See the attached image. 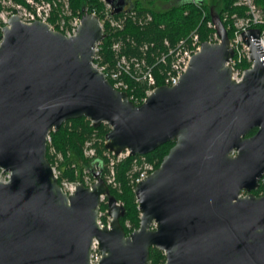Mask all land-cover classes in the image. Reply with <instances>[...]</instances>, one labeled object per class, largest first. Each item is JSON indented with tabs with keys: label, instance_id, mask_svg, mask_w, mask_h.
<instances>
[{
	"label": "water",
	"instance_id": "95a60500",
	"mask_svg": "<svg viewBox=\"0 0 264 264\" xmlns=\"http://www.w3.org/2000/svg\"><path fill=\"white\" fill-rule=\"evenodd\" d=\"M119 14L125 0H106ZM218 42H202L179 82L140 105L94 66L106 37L82 10L72 37L14 15L0 43V264H264V54L259 29L242 33L252 66L241 80L227 65L234 50L217 14ZM85 118L109 127L104 148L146 156L174 142L160 166L136 183L139 228L126 235L101 172L91 187L64 194L47 159V137ZM256 132L248 136L249 132ZM245 193V194H243ZM107 198L109 226L97 223Z\"/></svg>",
	"mask_w": 264,
	"mask_h": 264
},
{
	"label": "trees",
	"instance_id": "16d2710c",
	"mask_svg": "<svg viewBox=\"0 0 264 264\" xmlns=\"http://www.w3.org/2000/svg\"><path fill=\"white\" fill-rule=\"evenodd\" d=\"M154 0H149L146 4L137 2L134 6L138 17H142L143 12L150 11L152 15L151 23H142L141 20L131 22L128 20L124 23L122 30H112L104 26L106 37L98 45L96 56L98 60L94 63L106 65L108 69H112L115 63V52L112 45L119 44L122 54L127 58L144 59L148 66L153 69L156 78V85L161 86L162 80L159 72L164 71L165 66L160 62V57L167 52L165 42L173 46L179 40L187 38L190 32L197 30L201 42L208 41V36L214 32L213 29L207 27V23L211 21V13L217 14L227 30L229 39L233 38V30L228 28L229 24L224 20V16L237 15L245 16V8L235 5L237 0H160L162 3H171L172 6L165 11H153ZM156 1V0H155ZM260 8H264V0H255ZM70 7L73 12H82L86 9L89 13L94 12L98 18H101L103 4L100 0H70ZM150 7V8H149ZM202 12L205 17H202ZM250 64L246 61L240 66L247 69ZM128 96H142L145 86L143 83L135 82L129 79ZM109 131L106 124H102L95 128L91 122L85 118L74 119L65 122L59 130L49 134L50 143L47 145V159L55 167V158L59 154L61 160L57 161V169L60 173L58 176L59 184L62 180L80 181L82 172L89 170L94 173V168L101 172L104 176L108 172V151L104 148V137ZM256 129L249 132L248 136L253 135ZM92 143V148L96 154L91 157H85L83 150L85 144ZM174 142H168L160 146L154 152L144 156L148 161L154 163V169H157L163 157L168 153ZM140 156H128L124 160L114 165L113 169L116 173V179L120 183V192L112 188L110 193L116 200L123 203L126 210L125 218L120 220L126 235L139 228V210L134 195V183H131L130 176L132 174L133 160H139ZM264 180V176L263 179ZM264 192V184H260L259 188L253 192L259 196ZM130 223V228L125 222ZM165 256L162 251L156 248L150 249L148 264H164Z\"/></svg>",
	"mask_w": 264,
	"mask_h": 264
},
{
	"label": "built area",
	"instance_id": "2783aa9c",
	"mask_svg": "<svg viewBox=\"0 0 264 264\" xmlns=\"http://www.w3.org/2000/svg\"><path fill=\"white\" fill-rule=\"evenodd\" d=\"M21 1V2H20ZM67 0H0V9L6 10L4 13L5 16V24L7 25L8 19L11 16L16 15L21 22L31 24L35 21H40L48 24L52 29L48 21L51 18L52 14H58L61 17V9L65 8L63 11V15L65 14L68 6L66 5ZM105 6L102 12V20L99 18V22L104 30V25H109L112 30H122L124 23L128 20H141L142 23H149L151 21V17H148V14L143 13L142 17H138L136 20V16L138 12L134 8V6H127V4L123 7L122 11L119 14H115V7L109 4L106 0H101ZM118 0H113V2L118 3ZM195 2V0H192ZM14 2V3H12ZM16 3V4H15ZM235 5L241 6L245 8V16L239 17L234 15L232 18L225 17V21L230 20L231 24H229L228 28L233 30V38L231 39V47L234 50L233 57L228 61L227 65H230L232 68V78L236 81L241 80L244 75V68L240 66L244 61L252 65V61L249 55V48L244 44L242 40V33L247 32L250 29H259V37L256 40L257 45L260 52L264 53V8H260L255 3V0H237ZM58 9V10H57ZM92 14L96 15L94 12ZM98 17V16H97ZM205 17V13L203 14V18ZM81 18H73L69 23H66L65 19L62 18L61 21V30L60 32L67 37H72L76 33V29L80 24ZM4 27V26H3ZM207 27L211 29H215L212 21L207 23ZM219 38L214 30L212 34L208 36L209 43L218 42ZM201 41L199 39V34L197 30L190 32L187 38L179 40L173 46H167V52L160 57V62L162 64H166L164 71L160 72V77L162 79V86L172 87L175 86L179 80L181 75L186 71L188 64L194 54L200 51ZM112 50L115 52V63L112 69H108L106 65H101L99 63H94V66L102 73H104L105 77L111 83V85L118 91L126 92L129 91L128 80L132 79L135 82L143 83L145 88L147 89L146 95H150L154 88L156 87V78L153 74V69L151 66H148L144 59H136V58H127L121 52V47L119 44L112 45ZM98 52V46L96 47L95 58L94 61H98V57L96 53ZM248 69V68H247ZM128 95V93H127ZM133 94L130 95L129 100H133ZM145 101V100H143ZM47 143H50V137H47ZM110 153V152H109ZM112 158L119 160L124 159L130 156L129 152L125 151L118 155H114L110 153ZM94 152L92 150L89 151L88 157H93ZM140 159H144V156H140ZM136 161V160H135ZM114 162H110V176L106 181V184L109 186L114 181ZM54 174L58 179L59 173L56 172L53 167ZM154 171L152 165L144 164V168L138 171V177L136 182L147 177ZM99 172V171H98ZM87 173L86 170L83 172ZM96 173V172H95ZM88 174V173H87ZM263 179V178H262ZM82 183L80 181H68L62 180L59 184L61 191L66 195H72L76 187L79 184H83L86 187H91L95 182L96 178L94 177V173H90L89 175L83 176ZM264 184V180H261L260 184ZM264 193V192H263ZM262 193V194H263ZM105 200V197H101V203ZM118 206H121L116 202ZM108 215V210L105 212ZM102 212H98V220L97 223L100 227L109 226L111 218L108 216V221L103 223L101 217ZM101 256L97 249V244L94 241L92 246V252L90 256L91 264H98Z\"/></svg>",
	"mask_w": 264,
	"mask_h": 264
},
{
	"label": "rangeland",
	"instance_id": "374dc122",
	"mask_svg": "<svg viewBox=\"0 0 264 264\" xmlns=\"http://www.w3.org/2000/svg\"><path fill=\"white\" fill-rule=\"evenodd\" d=\"M101 1V0H100ZM140 1H142L143 2V4H146L149 0H140ZM160 0H154L153 2H154V6H153V9H151V10H153V11H165L167 8H169L170 6H172L171 5V3H162V2H159ZM21 2V1H20ZM102 2V1H101ZM12 3H14V2H12ZM16 4V3H15ZM103 4V3H102ZM66 5L68 6V8H67V10H66V12H65V14L63 15V11L65 10V8L64 7H62V9H61V17L60 16H58V14H52V16H51V18L49 19V21H48V23L51 25V26H53L54 27V30H56V31H59L60 32V30H61V21H62V18H64L65 19V21H66V23H69L73 18H81V16H82V12H73L72 10H71V7H70V0H67L66 1ZM150 8V7H149ZM103 9H105V6H104V4H103ZM103 9H102V11H101V17H102V12H103ZM8 9H6V10H3V9H0V43H1V41H2V29H3V26H6V24H5V22H4V18H5V16L6 15H4V13H6V12H8L7 11ZM58 10V9H57ZM86 10V9H85ZM88 12V11H87ZM89 13V12H88ZM143 13H146V14H148V17H151L152 18V15H151V13H150V11H144ZM203 14H204V12H202V17H203ZM229 17V18H232L234 15H232V16H228V15H225L224 16V19H225V17ZM100 20H102V18H99ZM131 22H135V20H131ZM152 22V19H151V21L149 22V23H151ZM227 22L228 23H230L231 24V22H230V20H227ZM104 26H106V27H108L109 29H111L110 27H109V25H104ZM215 30V29H214ZM99 61V60H98ZM99 63V62H98ZM97 64V63H96ZM100 64V63H99ZM252 66V65H251ZM249 68H251L250 66H249ZM248 68V69H249ZM159 76H160V72H159ZM162 80V79H161ZM162 86V85H161ZM157 87H159V86H157L156 85V87L155 88H157ZM154 88V89H155ZM147 89L145 88L144 89V94L142 95V96H134L133 95V100H131V102H133L135 105H140V104H142L144 101L143 100H145L146 98H147V96L148 95H146V93H147V91H146ZM153 92V91H152ZM128 96V95H127ZM128 99H129V96H128ZM47 145H48V143H47ZM92 146V143L91 144H89V143H86L85 144V147H84V150H83V154H84V156L85 157H88V153H89V151L90 150H92L93 152H94V155L96 154V151H95V149L94 148H92L91 147ZM105 155H107V157H108V165H107V169L109 170L110 169V162L111 161H113L114 162V165L115 164H117L118 162H120V161H122V160H124V159H119V160H116V159H114V158H112V156H111V154L108 152V154L106 153ZM88 158H91V157H88ZM55 160H56V165H57V161H60L61 160V156L58 154L57 155V157L55 158ZM147 164V165H152V167L153 168H155L154 167V163H152V162H150V161H148L146 158H144V159H139V160H133V168H132V174H134L135 175V177H131L130 176V180H131V183H134V185H136V180H137V177H138V171L139 170H142L143 168H144V164ZM56 165H55V170H56V172H58L59 173V171H58V169H57V167H56ZM94 170V173L95 172H98L99 170L98 169H96V168H94L93 169ZM154 170H156V169H154ZM87 171V173H83L82 172V177H81V179H83V176H84V178H85V176L87 175H89V170H86ZM59 175H60V173H59ZM108 176H110V171H108V172H106L105 174H104V176H102L101 175V178L106 182L107 181V179L109 178ZM8 174H5V173H3L1 170H0V180L2 181V182H6L7 180H8ZM111 181L113 182L112 184H110L108 187L109 188H112V189H114L115 191H118V192H120V183L117 181V179H116V173H114V181L111 179ZM243 194H245V193H243ZM114 197V196H113ZM116 202L117 203H119L121 206H123V203L121 202V201H119V200H116ZM124 207V206H123ZM99 210H100V212H102V217H101V219H102V221H103V223H106L107 221H108V215L107 214H105V212L108 210L107 209V198L105 197V200L100 204V208H99ZM140 214V213H139ZM125 218V217H124ZM123 219V218H122ZM139 222H140V216H139ZM125 225L128 227V228H130V223L128 222V221H126L125 222ZM137 230V229H136ZM135 231V230H134ZM132 233V232H131Z\"/></svg>",
	"mask_w": 264,
	"mask_h": 264
},
{
	"label": "flooded vegetation",
	"instance_id": "af4514ba",
	"mask_svg": "<svg viewBox=\"0 0 264 264\" xmlns=\"http://www.w3.org/2000/svg\"><path fill=\"white\" fill-rule=\"evenodd\" d=\"M125 2H126V4H127V6L129 7H131V6H135V4L137 3V2H141V3H143L142 1H140V0H125Z\"/></svg>",
	"mask_w": 264,
	"mask_h": 264
},
{
	"label": "bare ground",
	"instance_id": "6f19581e",
	"mask_svg": "<svg viewBox=\"0 0 264 264\" xmlns=\"http://www.w3.org/2000/svg\"><path fill=\"white\" fill-rule=\"evenodd\" d=\"M99 45V44H98ZM256 45H257V41H256ZM247 46V45H246ZM248 47V46H247ZM257 47H258V45H257ZM259 49V48H258ZM259 51H261V50H259ZM263 53V52H262ZM264 54V53H263ZM94 58H95V55H94ZM94 64V63H93ZM246 70V69H245Z\"/></svg>",
	"mask_w": 264,
	"mask_h": 264
}]
</instances>
